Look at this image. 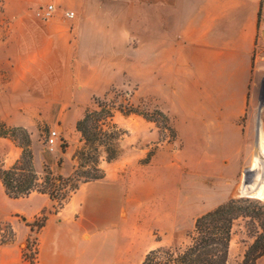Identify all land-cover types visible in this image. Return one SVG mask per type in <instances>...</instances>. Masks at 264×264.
<instances>
[{
  "label": "crops",
  "instance_id": "obj_1",
  "mask_svg": "<svg viewBox=\"0 0 264 264\" xmlns=\"http://www.w3.org/2000/svg\"><path fill=\"white\" fill-rule=\"evenodd\" d=\"M0 5L9 21L7 80L0 91V120L7 126L31 129L36 110L27 121L16 106L6 111L4 101L77 106L82 98L125 84L142 61L150 96L165 87L173 94L191 87L200 109L189 116L200 119L224 174L245 164L248 129L241 121L249 115L253 84L264 77V0H0ZM47 5L55 7L54 14L41 21L34 12ZM66 12L74 18L67 19ZM20 153L13 147L3 167H11ZM103 164L108 165L101 160V169ZM63 166L55 156L33 154L39 178L44 168L68 178L73 170L63 174ZM104 173L102 180L81 185L57 212L47 194L13 200L0 183V223H9L13 232L11 243L0 245V264H33L24 259L33 240L36 264H141L149 250L163 247L158 241L144 250L133 207L125 212L123 195ZM227 178L221 181L230 183ZM42 214L43 227L31 233L28 225Z\"/></svg>",
  "mask_w": 264,
  "mask_h": 264
},
{
  "label": "rangeland",
  "instance_id": "obj_2",
  "mask_svg": "<svg viewBox=\"0 0 264 264\" xmlns=\"http://www.w3.org/2000/svg\"><path fill=\"white\" fill-rule=\"evenodd\" d=\"M8 32L9 21L0 5V91L5 89L7 80L4 45ZM125 82L109 87L103 95L82 98L77 106L70 102L31 103L22 100L4 101L2 105L9 112V106H16L19 116L27 121L31 119L28 113L36 110L33 116L35 125H30L31 129L23 128L29 134L32 155L55 156L59 168L64 161L63 174L76 165L73 160H68V154H74L80 146L75 123L85 111L95 109L94 97L125 101L147 115L149 120L115 113L114 122L125 131L119 142L121 155L116 161L103 164L108 178L117 184L124 197L125 212L132 211V207L134 209L132 218L136 223L137 238L141 240L144 237L147 243L144 250L151 249L158 241L163 242V247L184 248L190 242L189 235L193 232L195 220L233 199L253 202L251 210L260 215V221H264V77L253 84L249 115L241 121L248 129L245 135L247 160L238 170L232 167L234 172L227 171L226 174L213 159L216 153L207 146L208 136L200 126V119L189 116V112L200 109L198 102L192 99L191 87L182 86L175 94L165 87L162 92L157 89V93L150 96L149 87L143 83L142 61L137 63L135 73ZM51 131H56L59 137L53 152H49L46 145ZM13 147L19 148L10 139L0 140L1 161ZM39 172L42 179L44 174ZM54 173L59 174L60 170ZM227 177H232L230 183L221 181ZM245 188L249 197L242 195ZM54 205L59 208L56 203ZM255 229L256 226L248 219L235 222L227 264L241 263L244 251L253 241ZM1 235L10 237L4 228ZM30 243L37 249L34 240ZM135 261L138 263V258ZM258 264H264V257Z\"/></svg>",
  "mask_w": 264,
  "mask_h": 264
},
{
  "label": "trees",
  "instance_id": "obj_3",
  "mask_svg": "<svg viewBox=\"0 0 264 264\" xmlns=\"http://www.w3.org/2000/svg\"><path fill=\"white\" fill-rule=\"evenodd\" d=\"M93 102L95 109L85 111L75 123L80 146L72 156L76 165L68 178L54 176L46 168L43 170L44 177L39 178L33 167L29 134L23 128L8 127L0 120V138L10 139L21 149L19 159L11 167L5 169L0 160V183L9 199L25 198L32 192L47 194L59 206H53V212H57L70 198L68 195L75 193L81 185L105 177L100 167L101 160L109 164L120 157L119 142L125 131L114 122L115 113L125 117L137 115L149 120L145 113L137 111L125 101H116V98L108 101L105 96L94 97ZM158 114L163 116L161 112ZM251 204L253 202L247 199H233L201 215L194 222L187 246L177 250L167 247L151 250L141 264H227L233 226L238 219H248L256 226L253 241L244 251L240 264H258L264 257V221H260V215L251 210ZM45 220L46 214H42L31 222L28 225L31 233L37 234ZM3 228L9 231L10 237L1 235ZM12 239L10 224L0 223V245L9 244ZM30 244L27 242L26 249ZM29 262L32 263L31 260Z\"/></svg>",
  "mask_w": 264,
  "mask_h": 264
},
{
  "label": "built area",
  "instance_id": "obj_4",
  "mask_svg": "<svg viewBox=\"0 0 264 264\" xmlns=\"http://www.w3.org/2000/svg\"><path fill=\"white\" fill-rule=\"evenodd\" d=\"M54 11H55V7L52 6V5H47L45 7H41V8H38L36 9V11L34 12V15L40 19L41 21H48L49 19L52 18L53 14H54ZM64 16L67 18V19H73L74 18V13L72 12H66L64 14ZM59 140V137H58V134L56 131H51L49 133V136L47 138V141H46V145H47V148H48V151L49 152H53L54 150V147L56 146L57 144V141ZM37 249H35V246L33 243H31L29 245V249H25V252H24V258L26 260H31L33 264H36L37 263V252H36Z\"/></svg>",
  "mask_w": 264,
  "mask_h": 264
},
{
  "label": "bare ground",
  "instance_id": "obj_5",
  "mask_svg": "<svg viewBox=\"0 0 264 264\" xmlns=\"http://www.w3.org/2000/svg\"><path fill=\"white\" fill-rule=\"evenodd\" d=\"M261 137L263 138V136H261ZM242 195H245V196H248L249 197V191L247 190V188H245V189L242 190ZM252 197H254V196H252ZM262 197H264V194L262 195Z\"/></svg>",
  "mask_w": 264,
  "mask_h": 264
}]
</instances>
